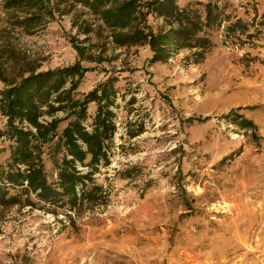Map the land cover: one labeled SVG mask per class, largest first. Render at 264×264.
<instances>
[{
    "label": "rangeland",
    "instance_id": "obj_1",
    "mask_svg": "<svg viewBox=\"0 0 264 264\" xmlns=\"http://www.w3.org/2000/svg\"><path fill=\"white\" fill-rule=\"evenodd\" d=\"M217 1L245 21L264 9V0ZM59 9L27 34L11 27L0 0V34L40 70L70 66V40L83 39L71 24L89 15L65 2ZM240 37L215 34V47L190 65L185 51L150 64L147 48L109 46V61L79 89L120 73L110 165L97 176L107 198L56 215L0 208V264H264V34ZM127 123L142 132L129 138Z\"/></svg>",
    "mask_w": 264,
    "mask_h": 264
},
{
    "label": "trees",
    "instance_id": "obj_2",
    "mask_svg": "<svg viewBox=\"0 0 264 264\" xmlns=\"http://www.w3.org/2000/svg\"><path fill=\"white\" fill-rule=\"evenodd\" d=\"M62 2L89 15L71 24L83 37L70 40L77 56L72 65L40 70L12 45L7 32L0 34V142L8 151L0 165V208L30 206L56 215L104 203L108 190L97 176L110 165L115 109L118 95L123 96L120 73L103 70V81L86 93L79 89L87 73L109 61L104 56L109 46L147 48L150 64L185 51L190 65L205 59L219 32L223 41L264 34V9L245 21L217 0L182 7L180 0H1V5L12 13L11 27L32 34L54 19ZM133 124L125 126L131 139L142 132L133 131ZM121 176L133 177L129 171Z\"/></svg>",
    "mask_w": 264,
    "mask_h": 264
}]
</instances>
